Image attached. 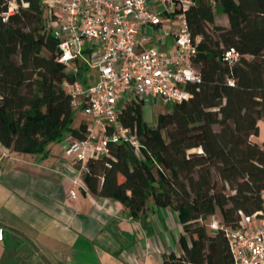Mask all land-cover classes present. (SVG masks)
<instances>
[{
    "label": "trees",
    "instance_id": "16d2710c",
    "mask_svg": "<svg viewBox=\"0 0 264 264\" xmlns=\"http://www.w3.org/2000/svg\"><path fill=\"white\" fill-rule=\"evenodd\" d=\"M15 2L18 11L3 16ZM229 26L216 24V11ZM201 82L189 83V99L173 104L155 126L131 102L120 114L135 132L129 143H111L110 156L90 159L81 180L98 198L121 203L132 218L151 205L170 209L183 225L181 256L163 264H234L224 231L212 234L198 221L220 213L226 227L239 212L264 213V0H196L187 13ZM234 48L240 59L224 61ZM57 41L47 33L38 0H0V144L19 154L47 156L46 147L66 136L83 140L64 83L85 76L59 62ZM234 82V86L229 84ZM198 151V152H194ZM228 189V192H227Z\"/></svg>",
    "mask_w": 264,
    "mask_h": 264
},
{
    "label": "built area",
    "instance_id": "2783aa9c",
    "mask_svg": "<svg viewBox=\"0 0 264 264\" xmlns=\"http://www.w3.org/2000/svg\"><path fill=\"white\" fill-rule=\"evenodd\" d=\"M38 2L45 30L58 43L59 62L76 72L84 68L95 74L93 85L64 83L74 111H81L87 126L85 139H64L65 154L77 165L80 178L90 159L110 156L111 143H129L139 153L135 132L119 120L127 105L136 102L163 113L189 99L187 84L201 82L194 64L200 38L193 39L187 21L196 0ZM17 11L12 2L3 21ZM240 57L231 48L224 61L233 65ZM229 84L234 86L233 81ZM239 217L234 228L226 227L217 215L198 222L212 234L225 232L234 264H264V213L241 211ZM4 239L0 227V242Z\"/></svg>",
    "mask_w": 264,
    "mask_h": 264
},
{
    "label": "crops",
    "instance_id": "0c3cea01",
    "mask_svg": "<svg viewBox=\"0 0 264 264\" xmlns=\"http://www.w3.org/2000/svg\"><path fill=\"white\" fill-rule=\"evenodd\" d=\"M64 139L45 157L0 144V264H163L183 254L174 211L150 205L132 218L121 203L90 194Z\"/></svg>",
    "mask_w": 264,
    "mask_h": 264
},
{
    "label": "rangeland",
    "instance_id": "374dc122",
    "mask_svg": "<svg viewBox=\"0 0 264 264\" xmlns=\"http://www.w3.org/2000/svg\"><path fill=\"white\" fill-rule=\"evenodd\" d=\"M216 24L220 25V26H229L228 18L221 10L216 11ZM169 45H171V42L169 43ZM160 46L158 45V47H160ZM158 47H156V48L159 49ZM94 80H95L94 72L86 70L85 76H83V78L81 77L78 81L86 87L89 84L93 85L94 83H91V82ZM172 105H170L168 109L164 110L163 113H168L170 111V107ZM160 114H162V112L159 111L156 113V110L150 106H145L143 108L144 120L151 126H153V125L155 126V124L157 123V117ZM75 116H76L75 117L76 123H81V122L83 123L84 122L85 117L82 115L81 111H75ZM74 123H75V121H74ZM260 127H261L260 137H254L252 140H253V142L259 144L260 146H263V144H264V123L263 122L260 123ZM194 152H198V151H194ZM227 192H228V189H227ZM216 215H217V217L221 218L220 213H217Z\"/></svg>",
    "mask_w": 264,
    "mask_h": 264
}]
</instances>
